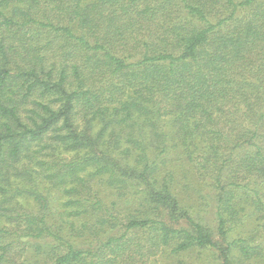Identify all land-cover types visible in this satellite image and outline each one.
I'll return each instance as SVG.
<instances>
[{"label":"trees","instance_id":"obj_1","mask_svg":"<svg viewBox=\"0 0 264 264\" xmlns=\"http://www.w3.org/2000/svg\"><path fill=\"white\" fill-rule=\"evenodd\" d=\"M264 264V0H0V264Z\"/></svg>","mask_w":264,"mask_h":264},{"label":"rangeland","instance_id":"obj_2","mask_svg":"<svg viewBox=\"0 0 264 264\" xmlns=\"http://www.w3.org/2000/svg\"><path fill=\"white\" fill-rule=\"evenodd\" d=\"M187 261V264H191L192 262L191 261H189V260H186ZM168 263V260H161V261H157V262H154V264H167Z\"/></svg>","mask_w":264,"mask_h":264}]
</instances>
